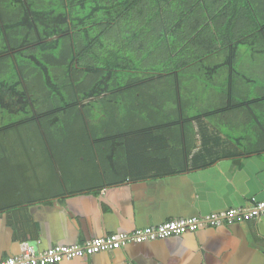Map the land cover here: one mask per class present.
I'll list each match as a JSON object with an SVG mask.
<instances>
[{
  "label": "trees",
  "instance_id": "16d2710c",
  "mask_svg": "<svg viewBox=\"0 0 264 264\" xmlns=\"http://www.w3.org/2000/svg\"><path fill=\"white\" fill-rule=\"evenodd\" d=\"M242 47L264 56L259 0H0V143L8 149L5 133L37 129L44 157L58 164V136L78 127L87 139L68 143L70 155L84 141L127 142L132 128L148 143L186 132L196 92L210 107L199 115L244 106L221 103L237 95L228 84ZM102 128L120 133L100 140Z\"/></svg>",
  "mask_w": 264,
  "mask_h": 264
},
{
  "label": "crops",
  "instance_id": "0c3cea01",
  "mask_svg": "<svg viewBox=\"0 0 264 264\" xmlns=\"http://www.w3.org/2000/svg\"><path fill=\"white\" fill-rule=\"evenodd\" d=\"M259 82L239 71L228 84L237 95L218 103L244 106L192 115L186 132L164 131L150 143L132 128L127 142L84 141L78 157L63 152L58 164L7 160L15 149L1 145L0 262L26 243L45 252L264 201V95L251 96ZM107 131L100 140L120 133ZM28 146L37 157L40 149ZM60 264H264V217Z\"/></svg>",
  "mask_w": 264,
  "mask_h": 264
},
{
  "label": "built area",
  "instance_id": "2783aa9c",
  "mask_svg": "<svg viewBox=\"0 0 264 264\" xmlns=\"http://www.w3.org/2000/svg\"><path fill=\"white\" fill-rule=\"evenodd\" d=\"M262 217H264V201H258L245 209L231 208L205 217L170 220L157 226L139 229L133 234H111L103 238L88 240L85 243L55 246L45 252H38L34 246L26 243L19 255L8 257L0 264H60L64 261L122 250L130 243L142 244L147 241L181 237L188 233L198 232L206 226L232 225Z\"/></svg>",
  "mask_w": 264,
  "mask_h": 264
},
{
  "label": "rangeland",
  "instance_id": "374dc122",
  "mask_svg": "<svg viewBox=\"0 0 264 264\" xmlns=\"http://www.w3.org/2000/svg\"><path fill=\"white\" fill-rule=\"evenodd\" d=\"M51 1L54 0H46V3L49 4ZM260 4L264 6V0H259ZM247 49H249L248 47H242L240 50V56L238 61L236 62L235 66H237V70L240 72H250L251 77H254L255 80L260 81L259 85H261L262 90H260L259 93L255 94L253 93V95H251L252 97H261L262 95H264V56H259L256 54H252L251 52L247 51ZM226 81H225V75L222 76L221 79H219L218 81H216L215 85L212 86V91H215V94H219L221 91L220 88L225 87ZM202 90V89H201ZM200 90V92H201ZM196 95H198L199 97V103L196 105V109L194 111V115H199L201 113H203L206 110L210 109V107L204 103V101L208 100L207 97H205V95H202L201 93L199 94V92H196ZM79 129V127L77 128ZM74 129V133H77L78 135H74V137H64V135L58 136L59 140L61 142H63L59 148L62 150V152H64V157L70 156L68 153H70L68 150L71 151V148L74 149L75 145L79 142H83V140H86L87 137L84 136L81 133V130H77ZM20 133V132H19ZM34 134V136H33ZM3 137L5 138L6 141H8L11 143L10 146V150L15 149L13 152H9L8 153V158H6L7 160H18V159H26V161L28 159H32V161H37L38 163L43 162L44 160H47L44 156L43 153H41L45 146H43V143H38L42 141V137L39 135V132L37 129L33 131H21V134H18L16 131H14V133L12 132H8L5 133L3 135ZM21 140L24 143H31L32 145H34L39 151L36 153L37 157L34 158H30L28 155V153L26 151H24V148L21 144ZM18 141V143H16ZM65 143V144H64ZM68 143H71V148L68 145ZM18 146V147H16ZM0 148H1V144H0ZM68 149V150H67ZM2 151L0 149V155H1ZM32 155V154H31ZM61 157H63L61 155ZM72 158H68V159H74L75 157L70 156ZM66 158V159H67ZM40 170H43L42 168H40Z\"/></svg>",
  "mask_w": 264,
  "mask_h": 264
}]
</instances>
